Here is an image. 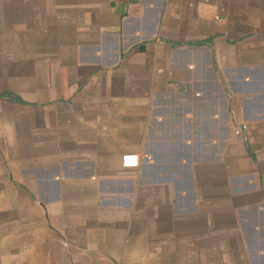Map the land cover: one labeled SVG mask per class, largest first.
Here are the masks:
<instances>
[{"label":"crops","instance_id":"0c3cea01","mask_svg":"<svg viewBox=\"0 0 264 264\" xmlns=\"http://www.w3.org/2000/svg\"><path fill=\"white\" fill-rule=\"evenodd\" d=\"M0 264H264V0H0Z\"/></svg>","mask_w":264,"mask_h":264},{"label":"built area","instance_id":"2783aa9c","mask_svg":"<svg viewBox=\"0 0 264 264\" xmlns=\"http://www.w3.org/2000/svg\"><path fill=\"white\" fill-rule=\"evenodd\" d=\"M140 159L137 155H124L121 158V164L125 168L137 167Z\"/></svg>","mask_w":264,"mask_h":264}]
</instances>
